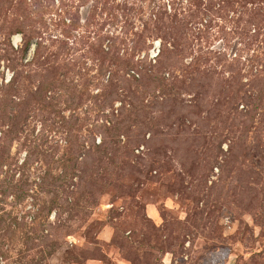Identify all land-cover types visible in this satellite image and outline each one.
Returning <instances> with one entry per match:
<instances>
[{"label":"rangeland","instance_id":"obj_1","mask_svg":"<svg viewBox=\"0 0 264 264\" xmlns=\"http://www.w3.org/2000/svg\"><path fill=\"white\" fill-rule=\"evenodd\" d=\"M0 264H264V0H0Z\"/></svg>","mask_w":264,"mask_h":264},{"label":"bare ground","instance_id":"obj_2","mask_svg":"<svg viewBox=\"0 0 264 264\" xmlns=\"http://www.w3.org/2000/svg\"><path fill=\"white\" fill-rule=\"evenodd\" d=\"M15 39H16V36H15Z\"/></svg>","mask_w":264,"mask_h":264}]
</instances>
